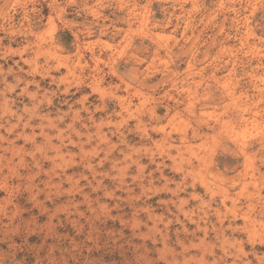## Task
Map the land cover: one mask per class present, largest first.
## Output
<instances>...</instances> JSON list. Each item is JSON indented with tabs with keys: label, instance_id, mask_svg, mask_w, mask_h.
Wrapping results in <instances>:
<instances>
[{
	"label": "rangeland",
	"instance_id": "obj_1",
	"mask_svg": "<svg viewBox=\"0 0 264 264\" xmlns=\"http://www.w3.org/2000/svg\"><path fill=\"white\" fill-rule=\"evenodd\" d=\"M0 264H264V0H0Z\"/></svg>",
	"mask_w": 264,
	"mask_h": 264
}]
</instances>
